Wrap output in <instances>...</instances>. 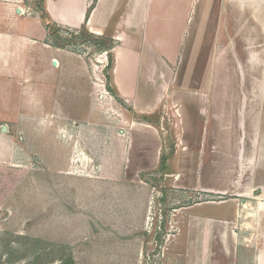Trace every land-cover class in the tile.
Returning <instances> with one entry per match:
<instances>
[{
	"label": "crops",
	"instance_id": "obj_1",
	"mask_svg": "<svg viewBox=\"0 0 264 264\" xmlns=\"http://www.w3.org/2000/svg\"><path fill=\"white\" fill-rule=\"evenodd\" d=\"M92 1L43 3L58 26L111 39L98 54L107 61L99 82L91 59L51 43L31 0H0V105L14 106H0V119L24 120L27 135L71 167L78 141L67 149L66 137L85 122L107 141L103 164L126 178L161 163L155 118L166 109L179 139L160 170L203 197L180 209L169 264H264L262 235L248 233L264 232V0H96L85 19ZM106 101L116 113L99 107Z\"/></svg>",
	"mask_w": 264,
	"mask_h": 264
},
{
	"label": "rangeland",
	"instance_id": "obj_2",
	"mask_svg": "<svg viewBox=\"0 0 264 264\" xmlns=\"http://www.w3.org/2000/svg\"><path fill=\"white\" fill-rule=\"evenodd\" d=\"M31 1L35 9L40 0ZM95 2L86 13H90ZM54 28L51 43L59 35L62 41H68L64 49L91 59L93 78L99 82L106 74L101 67L107 61L98 55L102 52L97 44L79 29L57 24ZM9 100L12 98L7 97L6 102ZM0 106L14 109L9 104ZM84 106L87 108L83 100L81 112ZM99 107L116 113L107 101ZM41 110L35 108L34 114ZM162 110L161 116L155 118L158 126L162 123L163 127L161 163L153 169L133 167L126 178L121 173L123 168L117 174V169L111 168L114 171L110 172L109 163L103 164L100 149H104L107 141L101 140L102 136H89L85 122L78 132L67 125L72 134L75 131L66 137L67 149L73 140L78 141L71 167L67 158L64 165V155L45 151L40 138L32 140L24 120L12 119L14 114L1 118L0 264H169L172 253L169 243L185 226L180 209L203 197L187 196L172 187L163 173L168 169L164 166L160 170L166 162L164 157L175 150L179 139L174 116L171 119V112ZM17 111V116L27 114L26 108L18 107ZM98 131L102 133L103 129ZM51 133L55 136L52 139H58L57 130ZM99 164L104 167L96 169ZM248 233L250 238L259 234L264 239V232L255 228ZM179 240L173 241V246ZM253 252L255 249L251 248L250 257Z\"/></svg>",
	"mask_w": 264,
	"mask_h": 264
},
{
	"label": "trees",
	"instance_id": "obj_3",
	"mask_svg": "<svg viewBox=\"0 0 264 264\" xmlns=\"http://www.w3.org/2000/svg\"><path fill=\"white\" fill-rule=\"evenodd\" d=\"M35 9L37 10V12L39 13V16L41 17L43 23L45 24V27L48 29L49 31V35L51 36V34H55V28H54V25L53 22H51V19L49 18V15L44 7V3H43V0H40L38 4H35ZM88 14H89V11H87L86 13V16H85V19L88 17ZM79 30L87 35L88 37H91L92 41L94 43H96V47L98 48V50H108L110 49L111 45H112V41L111 39H106V36H100V35H95V34H92L90 33L86 28H85V25H81ZM56 42L54 41V44L56 46H59V47H62L64 48L63 46L65 44H68V41L65 40V41H62V38L60 39V36H56ZM143 119H146L147 120V116H143L142 117ZM64 264H69V263H65Z\"/></svg>",
	"mask_w": 264,
	"mask_h": 264
},
{
	"label": "water",
	"instance_id": "obj_4",
	"mask_svg": "<svg viewBox=\"0 0 264 264\" xmlns=\"http://www.w3.org/2000/svg\"><path fill=\"white\" fill-rule=\"evenodd\" d=\"M3 129L2 130H4L5 129V127H2Z\"/></svg>",
	"mask_w": 264,
	"mask_h": 264
}]
</instances>
